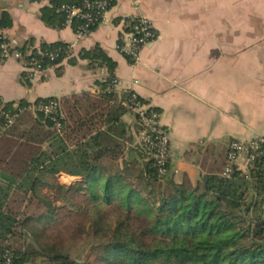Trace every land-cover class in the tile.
<instances>
[{"label": "trees", "instance_id": "1", "mask_svg": "<svg viewBox=\"0 0 264 264\" xmlns=\"http://www.w3.org/2000/svg\"><path fill=\"white\" fill-rule=\"evenodd\" d=\"M84 1L52 0L40 10V20L62 28L60 5ZM11 27L10 15L0 10V63L5 60L1 45L7 42L2 31ZM31 43L15 47L26 64L47 69L66 56L63 43H43L27 55ZM56 52L52 59L49 55ZM79 58L107 69L101 94L2 101L0 129L7 127L0 134V264L6 255L13 264H76L60 252L56 239L43 237L45 232L38 229L50 224L59 209L42 193L47 188L53 190L54 201L71 205L73 195L84 192L96 212L99 264H264V157L257 156L246 173L232 165L226 177L223 154L217 169L194 186L176 184L169 175L158 177L148 157L122 162L128 139L121 118L131 113L134 102L145 103L133 94L116 96V64L98 46L82 51ZM52 101L57 106L51 113L38 110ZM61 174L80 180L67 187L57 181ZM250 189L254 202L247 201ZM112 202L126 213L108 221V212L99 205Z\"/></svg>", "mask_w": 264, "mask_h": 264}, {"label": "crops", "instance_id": "2", "mask_svg": "<svg viewBox=\"0 0 264 264\" xmlns=\"http://www.w3.org/2000/svg\"><path fill=\"white\" fill-rule=\"evenodd\" d=\"M50 6V0H0V10L12 21L2 31L10 48L27 41L38 50L43 43L67 45L58 65L27 80L23 60L5 58L1 101L101 94L107 69L79 58L98 46L116 64V96L136 95L159 113L168 131L174 183L194 186L217 169L231 142L264 136V0H116L105 21L81 38L69 27L52 28L40 20V10ZM123 17L145 18L157 33L136 64L116 49L126 31ZM121 119L128 139L121 161L147 160L134 115ZM240 158L235 164L246 173L245 157V162Z\"/></svg>", "mask_w": 264, "mask_h": 264}, {"label": "built area", "instance_id": "3", "mask_svg": "<svg viewBox=\"0 0 264 264\" xmlns=\"http://www.w3.org/2000/svg\"><path fill=\"white\" fill-rule=\"evenodd\" d=\"M115 2L116 0H85L80 4L63 3L57 12L64 15V26L71 28L76 36L81 38L87 36L91 32V28L105 21L108 12ZM121 22L125 25L126 31L119 39L116 49L131 64H136L142 48L151 44L156 39L157 33L150 21L142 17H123ZM2 37L5 39L3 34ZM1 49L4 58L13 56L17 60L22 59L21 53L16 51L15 48H10L6 42L1 45ZM31 49H28L27 55L31 54ZM58 53H52L49 56L54 59ZM61 53L66 54L67 48L61 51ZM52 67L50 66L47 69ZM24 69L29 74V78H34L46 70L35 62L24 63ZM56 106L57 103L52 101L47 105L40 106L38 110L44 114H49ZM3 107L4 103L0 101V113L2 115H4L2 113ZM129 110L135 116L140 127V132L138 133L139 146L147 157L154 161L158 177H167L170 166V144L168 131L160 124L159 113L146 104L136 102L129 107ZM11 122L12 120H9L7 125L11 124ZM6 127L0 129V134ZM263 147L264 136L255 137L246 143L239 141L231 142L227 151V165L224 169L225 176L227 177L230 174L231 166L235 165L242 155L245 156L246 167L255 161L257 156L264 157ZM3 264H13L11 256L6 255Z\"/></svg>", "mask_w": 264, "mask_h": 264}, {"label": "rangeland", "instance_id": "4", "mask_svg": "<svg viewBox=\"0 0 264 264\" xmlns=\"http://www.w3.org/2000/svg\"><path fill=\"white\" fill-rule=\"evenodd\" d=\"M244 157L242 156L240 161L245 162ZM222 175L225 176L224 172ZM79 180V178H69L63 174L57 177L58 183L67 187ZM42 193L48 195L49 200L53 202L55 207H59L54 220L50 224L45 222V224L38 226L41 232H45L43 237L47 235L56 239L55 243L60 245V252L68 254L73 261H76V264H99L97 258L100 255V250L97 249V245L100 243V239L94 236V217L92 216L96 212L90 210L91 205L86 200V195L83 196L84 192L73 195L74 197L71 199L73 205L65 204L62 201H54V192L48 188L43 189ZM250 200L253 202L255 200V192L252 189L249 190L247 196V201ZM113 204L114 202L110 206L99 205L103 212H108V221H115L116 214L120 212L126 213L125 210H118Z\"/></svg>", "mask_w": 264, "mask_h": 264}, {"label": "water", "instance_id": "5", "mask_svg": "<svg viewBox=\"0 0 264 264\" xmlns=\"http://www.w3.org/2000/svg\"><path fill=\"white\" fill-rule=\"evenodd\" d=\"M42 1H46V0H31L32 3H40Z\"/></svg>", "mask_w": 264, "mask_h": 264}]
</instances>
